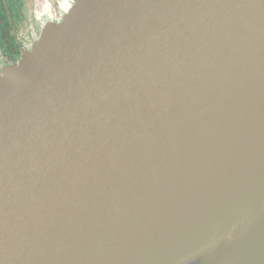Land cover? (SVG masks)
Here are the masks:
<instances>
[{"label":"water","instance_id":"95a60500","mask_svg":"<svg viewBox=\"0 0 264 264\" xmlns=\"http://www.w3.org/2000/svg\"><path fill=\"white\" fill-rule=\"evenodd\" d=\"M0 72V264H264V0H52Z\"/></svg>","mask_w":264,"mask_h":264},{"label":"flooded vegetation","instance_id":"af4514ba","mask_svg":"<svg viewBox=\"0 0 264 264\" xmlns=\"http://www.w3.org/2000/svg\"><path fill=\"white\" fill-rule=\"evenodd\" d=\"M52 0H0V72L19 64L41 34ZM55 11V5L53 7Z\"/></svg>","mask_w":264,"mask_h":264},{"label":"rangeland","instance_id":"374dc122","mask_svg":"<svg viewBox=\"0 0 264 264\" xmlns=\"http://www.w3.org/2000/svg\"><path fill=\"white\" fill-rule=\"evenodd\" d=\"M56 1H62V0H56ZM54 5L51 3L50 4V8H46L45 7V10H44V15L42 17V21L45 23L46 21L48 20H53L54 19V14H55V11L53 9Z\"/></svg>","mask_w":264,"mask_h":264}]
</instances>
